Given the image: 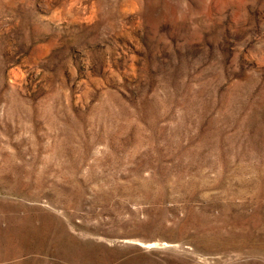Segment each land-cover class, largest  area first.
Returning <instances> with one entry per match:
<instances>
[{
    "label": "rangeland",
    "instance_id": "374dc122",
    "mask_svg": "<svg viewBox=\"0 0 264 264\" xmlns=\"http://www.w3.org/2000/svg\"><path fill=\"white\" fill-rule=\"evenodd\" d=\"M0 264H264V0H0Z\"/></svg>",
    "mask_w": 264,
    "mask_h": 264
}]
</instances>
